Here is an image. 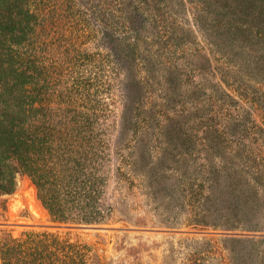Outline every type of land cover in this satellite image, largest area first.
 <instances>
[{"label": "trees", "instance_id": "1", "mask_svg": "<svg viewBox=\"0 0 264 264\" xmlns=\"http://www.w3.org/2000/svg\"><path fill=\"white\" fill-rule=\"evenodd\" d=\"M185 1L193 3L0 0V197L13 193L17 175L25 174L59 222L65 213L73 215L65 221L96 224L112 210L104 199L109 176L105 143L111 131L109 124V132L102 128L106 122L101 120L110 114L97 97L109 84L106 72L121 70L126 76L117 86L124 101L113 152L123 172L146 179L144 194L162 203L166 213L172 211L176 222L166 227L229 232L237 222L249 221L242 231L264 232L252 220L257 215L250 217L260 201L250 178L264 155L252 154L250 146L245 155L230 148L229 154L213 155L222 168L212 169L206 158L200 164L207 165L205 171L187 172L182 168L194 160L190 149H182L183 158L171 152L181 149L171 142L175 138H193L209 149L236 137L264 139V31L245 20L246 15L254 19L251 6L264 0H196L202 8L194 9L190 21L178 11ZM45 27H65L76 41L99 33L102 51L90 52L74 42L62 64L42 65L46 47L38 37ZM63 72L72 83L78 81L76 88L66 89ZM73 73H79L77 78ZM254 110L262 113L261 125ZM152 123L154 129L169 127L158 155L148 140L155 136ZM134 139L137 150L126 142ZM169 160L163 164L166 170L158 171ZM159 178H171L170 184L150 191ZM233 208L242 209V216H229L236 213ZM195 241L202 251L210 246V240ZM84 253L50 233L0 238V264H87ZM261 253H255V264H264ZM90 261L100 264L97 256Z\"/></svg>", "mask_w": 264, "mask_h": 264}, {"label": "rangeland", "instance_id": "2", "mask_svg": "<svg viewBox=\"0 0 264 264\" xmlns=\"http://www.w3.org/2000/svg\"><path fill=\"white\" fill-rule=\"evenodd\" d=\"M193 2L185 1L182 7L178 9L181 17L190 21L195 8H202V5H196V0ZM251 7L256 10L254 19L246 15L245 20L253 21V23L260 26L264 31V3ZM204 9V6H203ZM65 25L66 23L60 22ZM40 38L45 42L46 52L41 58L42 65L49 66L51 64H62L72 44L80 45L81 49L93 51H102L100 34H95L91 38H81L77 40L71 38L67 33L65 27L50 28L45 27ZM55 32V33H54ZM62 38H59L61 36ZM58 38V39H57ZM57 39V40H56ZM104 51V49H103ZM63 61V62H62ZM88 61V60H86ZM87 64H91L88 63ZM86 64V65H87ZM62 72V70H61ZM66 72V71H65ZM64 74V81L66 82V89L73 90L79 84L78 81L73 82L68 76ZM79 73H73L72 78H77ZM107 82L109 83L104 93H100L97 99L99 107L106 108L105 114L109 113V119L102 118L106 122L102 128L108 131V124L110 125L111 135H107L108 141L105 145L109 147L108 158L105 169L108 170V182L105 188V201L112 206L110 212H104L101 221L92 224L73 223L76 221H65V217L71 219L73 215L61 214L62 221L54 218L48 210L42 205L38 199L37 189L32 181L25 175L20 174L16 177V187L13 193L3 195L0 197V238L5 234H10L12 237H18L24 232H34L38 234L50 233L57 237L60 241L68 244H76L82 248L85 257H88V263L91 264V256H97L100 264H195V260L202 264H255L253 258L255 253L262 252L264 254V232H247L242 231V228L248 224L247 222L236 223L232 231H212L200 230L198 227L193 229L191 227H166L171 220V210L165 212V207L162 203L154 202L144 194L148 187H144L146 179L141 176L133 177L131 174L123 172V165L119 160L118 154L113 152V141L116 139V124L118 116L123 105V96L121 89L117 86V80H121L124 73L119 70L114 73L109 69L107 72ZM86 74V76H88ZM82 77V76H81ZM53 77L49 76L48 79ZM88 88L82 90L86 91ZM101 104V105H100ZM100 112V109H99ZM253 117L260 124L259 110L253 111ZM68 120V119H66ZM261 125V124H260ZM168 126L164 130L154 129L152 123V132L155 136L150 138L152 154L158 155V145L167 142L164 132L168 131ZM109 132V131H108ZM70 136H72L70 134ZM255 136L253 143L244 137H236L231 141H227L216 149L201 146L200 143L194 141L193 138L186 139H172L175 146H181L176 151L172 148V154L182 153L183 148L190 149V153L194 155V160L189 163L188 168L183 170L195 172L205 171L200 164H206V158L210 160V166L214 168H222L224 165L218 163V159H214L213 155H221V153H228L231 148L237 154L245 155L246 148L250 146V152L254 155H264V139L262 136ZM127 138V136H126ZM145 138V137H143ZM170 138V137H169ZM142 141V137L138 138ZM126 142L136 146L139 141L130 140ZM158 142V143H157ZM166 144V143H165ZM168 145V143H167ZM170 147V145H168ZM154 148V149H153ZM171 148V147H170ZM200 151L202 152H199ZM202 149H204L202 151ZM228 149V150H227ZM129 150V149H128ZM132 151V149H131ZM126 151L120 152L125 154ZM185 156L182 153V158ZM240 156V155H239ZM199 157V159L195 158ZM231 160L233 157L229 156ZM171 161L162 163L160 170H166L163 164H170ZM213 163V164H212ZM188 165V164H186ZM121 170V171H120ZM178 172V171H177ZM172 173V172H171ZM174 173V172H173ZM178 178L180 175L176 174ZM170 179L159 178L155 182V189H163L170 184ZM254 181V186L258 193V207L254 212L252 210L251 218L255 224L264 226V163L257 170V174L250 178ZM220 187V186H219ZM215 188H218L215 186ZM217 194V191H215ZM160 196V193L159 195ZM216 197V196H215ZM228 202V206L231 207ZM169 207L172 205H168ZM256 206V204H255ZM173 208V207H171ZM236 213L228 212L229 216L241 217L242 209H235ZM229 211V209H228ZM204 242L210 240V246L206 250L201 249L202 245H196V241ZM195 241V242H194ZM197 249L199 252H195ZM263 264V263H260Z\"/></svg>", "mask_w": 264, "mask_h": 264}]
</instances>
